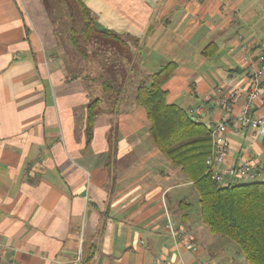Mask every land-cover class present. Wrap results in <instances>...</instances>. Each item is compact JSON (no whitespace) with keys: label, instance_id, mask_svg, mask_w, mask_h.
Returning <instances> with one entry per match:
<instances>
[{"label":"crops","instance_id":"obj_1","mask_svg":"<svg viewBox=\"0 0 264 264\" xmlns=\"http://www.w3.org/2000/svg\"><path fill=\"white\" fill-rule=\"evenodd\" d=\"M83 1L134 48L126 89L103 102L90 140L88 104L103 98L102 81L67 77L41 0H0V264H248L202 222L193 183L157 148L135 97L177 63L168 102L207 125L230 119L220 169L264 167V137L231 121L245 99L220 103L233 89L245 95L259 65L264 0Z\"/></svg>","mask_w":264,"mask_h":264},{"label":"trees","instance_id":"obj_2","mask_svg":"<svg viewBox=\"0 0 264 264\" xmlns=\"http://www.w3.org/2000/svg\"><path fill=\"white\" fill-rule=\"evenodd\" d=\"M41 2L57 39L62 37L57 41L66 54L69 46L85 60H90L92 73L97 70L92 60L103 55L96 78L102 81L104 96L88 104L90 140L103 102L107 100L116 105L126 89L134 48L125 37L101 28L83 0ZM177 67V63L168 62L148 77L149 83L143 82L137 87L135 100L146 109L150 136L171 165L193 183L199 196L201 220L210 232L233 240L248 264H264V181H236L227 185L215 181L207 165L212 152L208 125L192 119L188 111L167 100L164 84Z\"/></svg>","mask_w":264,"mask_h":264},{"label":"built area","instance_id":"obj_3","mask_svg":"<svg viewBox=\"0 0 264 264\" xmlns=\"http://www.w3.org/2000/svg\"><path fill=\"white\" fill-rule=\"evenodd\" d=\"M256 61L259 65L254 66V70L249 78V86L245 95L238 90H231L229 93L221 98L222 105H229L239 98H244V108L239 117L231 119L236 130L240 128L250 127L264 137V113L253 114V106L260 99L264 93V43L259 51ZM192 119L199 121V112L191 110L189 112ZM230 119L209 123L210 134L212 138V152L207 161L208 171L213 174L215 181L220 185H227L232 182L243 179L262 180L264 181V167L257 165L250 161L241 162L237 165H229L224 169L220 166L226 163L227 155L230 151V143L227 139V131L229 130L228 122ZM230 178V181L227 180ZM168 227L171 229L173 235L177 233L173 229V223L169 219Z\"/></svg>","mask_w":264,"mask_h":264},{"label":"rangeland","instance_id":"obj_4","mask_svg":"<svg viewBox=\"0 0 264 264\" xmlns=\"http://www.w3.org/2000/svg\"><path fill=\"white\" fill-rule=\"evenodd\" d=\"M56 36V35H55ZM57 38V36H56ZM62 39V37H61ZM61 39H57L58 41H61ZM61 45V42H60ZM59 46V45H58ZM61 47V46H59ZM67 48V54L65 52L62 53V55L60 56V60L62 61V65L65 66V72L67 74V77L69 79H75V78H79L82 77L83 78V73H89V74H95L96 75L100 72L99 68L101 67L100 62H102L101 57L103 56L101 54V57H98L97 59L92 60V63L96 65V72L92 73L91 69L92 66L90 64V60H85L81 55H79L74 49H72L71 47H66ZM90 53H92V51H90ZM93 59V58H92ZM111 60H113V58H111ZM104 63V62H103ZM126 63V62H125ZM131 66V65H130ZM128 66V67H130ZM102 71V69H100ZM257 180V179H256ZM241 182H250V181H255V180H251V179H243L240 180ZM194 202V210L197 209V205L199 207V197L197 199H193ZM225 239H227L228 241H230L237 249H239V246L230 238L225 237Z\"/></svg>","mask_w":264,"mask_h":264}]
</instances>
